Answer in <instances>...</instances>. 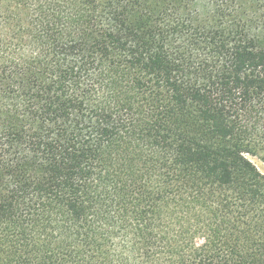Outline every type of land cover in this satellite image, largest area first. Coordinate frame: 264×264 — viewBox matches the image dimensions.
Listing matches in <instances>:
<instances>
[{
	"label": "trees",
	"instance_id": "1",
	"mask_svg": "<svg viewBox=\"0 0 264 264\" xmlns=\"http://www.w3.org/2000/svg\"><path fill=\"white\" fill-rule=\"evenodd\" d=\"M249 157L264 0H0V264H264Z\"/></svg>",
	"mask_w": 264,
	"mask_h": 264
},
{
	"label": "rangeland",
	"instance_id": "2",
	"mask_svg": "<svg viewBox=\"0 0 264 264\" xmlns=\"http://www.w3.org/2000/svg\"><path fill=\"white\" fill-rule=\"evenodd\" d=\"M249 159L257 166V168L259 169V171L264 175V166L262 165V163L257 158L249 157ZM195 244L197 246H201L203 244V238L198 237L195 240Z\"/></svg>",
	"mask_w": 264,
	"mask_h": 264
}]
</instances>
